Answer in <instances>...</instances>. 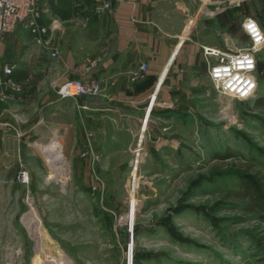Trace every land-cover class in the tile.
I'll return each mask as SVG.
<instances>
[{"label": "rangeland", "instance_id": "obj_1", "mask_svg": "<svg viewBox=\"0 0 264 264\" xmlns=\"http://www.w3.org/2000/svg\"><path fill=\"white\" fill-rule=\"evenodd\" d=\"M233 2L228 39L204 40L244 46L246 15L264 30V0ZM255 57L253 96H217L208 80L213 106L167 121L162 154L147 152L144 140L140 154L135 142L127 152L89 154L84 179L43 159L34 185L10 192L25 237L0 245L1 263L127 264L129 246L130 264H264V219L238 194L250 174L264 182V107L253 106L264 96V45Z\"/></svg>", "mask_w": 264, "mask_h": 264}, {"label": "crops", "instance_id": "obj_2", "mask_svg": "<svg viewBox=\"0 0 264 264\" xmlns=\"http://www.w3.org/2000/svg\"><path fill=\"white\" fill-rule=\"evenodd\" d=\"M93 4L38 1L39 22L52 32L49 47L56 55L34 42L21 24L0 37V245L25 235L15 225L19 204L12 206L17 202L10 193L15 185H28L14 179L19 162L33 185L43 159L55 167L61 158L62 170L84 179L89 154L130 150L148 105L142 140L153 154H162L170 143L165 123L174 115L183 120L188 112L194 116L202 106H213L206 74L213 57L206 60L201 46L225 44L203 35L228 39L233 0H110L109 7L99 9ZM89 59L95 60L90 75L100 91L56 98L53 87L78 77ZM3 63L11 66L9 74L1 71Z\"/></svg>", "mask_w": 264, "mask_h": 264}, {"label": "built area", "instance_id": "obj_3", "mask_svg": "<svg viewBox=\"0 0 264 264\" xmlns=\"http://www.w3.org/2000/svg\"><path fill=\"white\" fill-rule=\"evenodd\" d=\"M39 0H0V37L3 33L11 31L16 24H21L30 33L31 38L37 44L49 48L50 55H56L55 48L49 47V40L52 32H48V26L39 22L40 9L38 7ZM95 9L107 8L110 6V0H94L93 4ZM255 21L259 27V37H264V31L259 23L251 16H244L240 22L241 29L246 36V43L242 47L231 48L225 44L224 48L212 47L202 45V54L207 60V57L212 56L213 59L208 63L206 71L207 78L215 91L217 96L227 95L237 99H244L252 97L257 87L256 76V53L264 45V39H257L256 34L246 30L244 25L249 21ZM168 60V63L172 59ZM245 58L251 59L254 62V68L248 69L247 67H240L238 61H244ZM94 59H89L87 64L83 67L78 77H71L61 81L59 84L53 87V92L56 98H76L81 95H95L100 91L98 81L90 75V68L94 64ZM145 68L144 63H140L138 69ZM216 69H220L219 75H213ZM227 70V75L225 74ZM1 71L5 74L11 72V66L3 63L1 65ZM138 73L137 70L132 71V77ZM236 77H240V82L235 80ZM251 80L254 83V87L247 94L241 98L240 92L247 89V85L243 81ZM231 81L234 84L233 89H226L225 84ZM14 89H17V84L13 85ZM3 94H0L2 96ZM149 105L146 107L144 114L140 120V133L135 138L134 146L131 151L133 154H140L142 151V134L145 130ZM120 115L125 116L121 110L118 111ZM27 174V180L24 176ZM14 179L21 183L26 184L28 182V171L22 162L18 163V167L14 176ZM99 181V178L96 177ZM130 247L127 249V264L131 263Z\"/></svg>", "mask_w": 264, "mask_h": 264}, {"label": "trees", "instance_id": "obj_4", "mask_svg": "<svg viewBox=\"0 0 264 264\" xmlns=\"http://www.w3.org/2000/svg\"><path fill=\"white\" fill-rule=\"evenodd\" d=\"M253 106L264 107V96H257L254 99ZM259 177L262 178L263 175L259 176L256 174H250L248 177L242 180V190L241 192H238V194L242 199L244 197L247 198V203L244 207L249 210L257 209V211L261 212L259 215L264 219V182Z\"/></svg>", "mask_w": 264, "mask_h": 264}, {"label": "clouds", "instance_id": "obj_5", "mask_svg": "<svg viewBox=\"0 0 264 264\" xmlns=\"http://www.w3.org/2000/svg\"><path fill=\"white\" fill-rule=\"evenodd\" d=\"M245 29L246 30H249L251 33L253 34H256V37L257 39H264V37H259V27L258 25L256 24L255 21H252V20H249L245 25H244ZM238 65L240 67H247L248 69H252L254 68V62L251 60V59H248V58H245L244 61H238L237 62ZM220 74V69H216L213 73V75H219ZM225 74L227 75V70H225ZM235 80L237 82H240L241 78L240 77H236ZM244 84L247 85V89L244 90V91H241L240 92V96L241 98H243L244 95L247 94V91H250L252 87H254V83H252V81L249 79V80H246V81H243ZM225 88L226 89H233L234 88V84L229 81L225 84ZM24 179L25 181L27 180V174H25L24 176Z\"/></svg>", "mask_w": 264, "mask_h": 264}, {"label": "bare ground", "instance_id": "obj_6", "mask_svg": "<svg viewBox=\"0 0 264 264\" xmlns=\"http://www.w3.org/2000/svg\"><path fill=\"white\" fill-rule=\"evenodd\" d=\"M175 51V50H174ZM174 51H173V53H174ZM172 53V54H173ZM171 58V57H170ZM169 58V59H170ZM168 63V62H167ZM158 82H160V80H158ZM55 149V148H54ZM61 159V158H60ZM59 158H58V160H60ZM58 160L57 159H55V161L56 162H58ZM54 161V162H55ZM41 235L43 236L44 235V233L43 232H41ZM44 237V236H43ZM44 255H46V258H49L51 261L53 260V259H61V258H64L61 254H60V256L59 257H55L54 255H51V254H49L48 252L47 253H45ZM50 256V257H49ZM65 264H68V262H66Z\"/></svg>", "mask_w": 264, "mask_h": 264}]
</instances>
